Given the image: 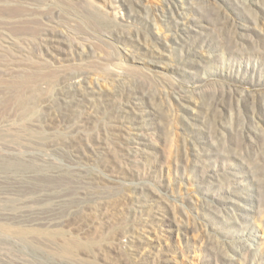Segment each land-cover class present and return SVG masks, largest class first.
Returning <instances> with one entry per match:
<instances>
[{
	"label": "rangeland",
	"instance_id": "374dc122",
	"mask_svg": "<svg viewBox=\"0 0 264 264\" xmlns=\"http://www.w3.org/2000/svg\"><path fill=\"white\" fill-rule=\"evenodd\" d=\"M0 264H264V0H0Z\"/></svg>",
	"mask_w": 264,
	"mask_h": 264
}]
</instances>
